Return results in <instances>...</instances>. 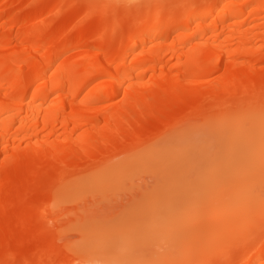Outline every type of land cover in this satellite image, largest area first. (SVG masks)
<instances>
[{"label": "bare ground", "instance_id": "6f19581e", "mask_svg": "<svg viewBox=\"0 0 264 264\" xmlns=\"http://www.w3.org/2000/svg\"><path fill=\"white\" fill-rule=\"evenodd\" d=\"M88 3L99 0H0V264H77L79 246L65 239L73 190L159 189L169 210V196L187 189L179 213L193 186L212 207L220 178L259 184L264 102L237 99L264 94V0H125L70 31L87 9L67 6ZM124 56L121 89L109 76ZM153 141L185 153L162 164L145 148ZM137 175L153 185L134 187ZM156 206L110 217L107 232L118 234L85 242L95 264L144 262L118 244L144 245L138 231ZM231 260L264 264V241Z\"/></svg>", "mask_w": 264, "mask_h": 264}, {"label": "rangeland", "instance_id": "374dc122", "mask_svg": "<svg viewBox=\"0 0 264 264\" xmlns=\"http://www.w3.org/2000/svg\"><path fill=\"white\" fill-rule=\"evenodd\" d=\"M91 0H86L89 2ZM100 4H109L115 10L120 5L125 3V0H99ZM149 6L143 5L142 8L146 9ZM98 11L92 16L96 18ZM133 12L127 14L125 18L131 17ZM160 24V22H158ZM242 104L261 101L264 102V94L254 96L251 98H239L237 99ZM234 143V142H232ZM235 148V150H237ZM234 149V148H233ZM246 166L239 167L238 170L245 168ZM220 170V167H219ZM222 184L228 186L227 191H220L216 189L214 198L210 204L212 207H218L220 210V217L216 221L205 220L201 227L205 230H211L213 227L221 226L224 228H230L242 224L249 219L253 214L259 213V199H260V187L259 184L253 180L249 187L253 184V188L246 187L239 189L233 187L234 183H231L226 179H219ZM154 178L149 175H137L133 179V186L137 188L150 187L153 185ZM187 189H177L174 194L170 195L169 204H173V207L166 210L162 207V202L165 200L164 195L159 189H120L117 191H109L105 194L99 192H86V191H71L69 193L70 199H74L64 207V210L69 213L66 220L72 221L70 229L68 230L65 239L75 246H79L80 255L77 261H91L95 264V255L91 252V245H85L88 240L93 241L96 236L103 237L99 241H103L108 238H113L118 232L111 234L107 232L105 224H110L108 220L110 217H116L113 223H116L121 219V215L125 211L131 209L141 208L144 205L147 206L151 203H155L154 213L156 215H150L149 222L146 229H143L144 225L140 227L138 233L145 238L144 245H149L147 248L144 245H139L138 241L130 240L125 242V237L118 245L120 250H129L135 254L145 255V261H157L167 260L176 254V249L179 248V257L185 259L190 256V248L186 237L181 233L171 232L168 228V220L173 213H178L177 208L181 203H184V196ZM48 192L45 191L40 204V208L43 209L48 203ZM189 207V203L182 208L186 210ZM162 209V211H158ZM206 225L207 228H206ZM108 233V234H107ZM138 235V236H139ZM137 236V237H138ZM179 239H181L179 241ZM89 241V242H91ZM92 243V242H91ZM128 243V244H127ZM182 247V248H180ZM151 248L149 251H145ZM119 251V250H117ZM147 253V254H146ZM256 255V253L254 254Z\"/></svg>", "mask_w": 264, "mask_h": 264}, {"label": "snow or ice", "instance_id": "6c2138e0", "mask_svg": "<svg viewBox=\"0 0 264 264\" xmlns=\"http://www.w3.org/2000/svg\"><path fill=\"white\" fill-rule=\"evenodd\" d=\"M64 7V6H60ZM71 9H87V11L80 14L72 25L70 31H76L80 27L88 24L92 15L101 9H108L111 7L109 4L100 3H88L84 5L72 4L68 5ZM172 7H184V6H172ZM192 7H196L193 5ZM171 19V18H170ZM197 27L199 25L197 24ZM137 49L133 48L129 50V55L132 52H136ZM106 59L111 57L106 56ZM128 56L122 58L117 57L112 60V64H115L118 71L114 74H110L109 78L113 83L120 84V88L123 89L124 80L123 73L119 70L121 59L126 64ZM132 60L136 59V56H131ZM125 95L127 90L124 89ZM264 91V89H262ZM117 96L119 92L117 91ZM35 97V93H33ZM87 98V97H86ZM83 103V101H81ZM31 105V102H30ZM206 120L213 119V117H206ZM189 122L198 123L199 118L192 117L189 114ZM260 136H261V151L259 160V187H260V199H259V213L253 214L249 219L240 225L224 228L221 226L213 227L211 230L205 231L201 225L205 220L216 221L219 219L221 213L218 207H208L206 204L207 189L202 185H196L186 193L189 200V207L179 213H173L168 220V228L171 232L183 234L190 248V256L181 260H157L140 262V264H235L231 257L234 253L247 247L253 242L257 235L264 241V110L260 114ZM145 148L151 150L152 154L156 156L158 161L162 164H166L169 161H178L180 156L185 153V149L181 147H175L170 149H161L158 141L145 145ZM146 163H148L146 161ZM63 184V180H61ZM217 186L220 191H227L228 186L217 181ZM55 207V204H53ZM49 223H52L49 221ZM77 264H92L91 261H77ZM109 264H131L127 261H111Z\"/></svg>", "mask_w": 264, "mask_h": 264}]
</instances>
